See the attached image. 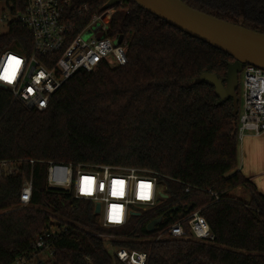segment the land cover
<instances>
[{"label":"trees","instance_id":"obj_1","mask_svg":"<svg viewBox=\"0 0 264 264\" xmlns=\"http://www.w3.org/2000/svg\"><path fill=\"white\" fill-rule=\"evenodd\" d=\"M110 0H74L103 12ZM109 36L128 44L125 65L80 71L53 96L47 110H30L0 86V162L18 173L0 180V264L36 258L35 239L60 228L53 256L38 264H116L114 248L145 252L149 264H264V195L239 169L233 100L221 103L215 88L197 84L206 73L227 82L234 59L139 8L119 0ZM223 21L264 34L259 0H181ZM14 19L24 0H0ZM33 38L20 23L0 34V55L30 53ZM34 161V164H31ZM50 163L111 165L148 170L168 196L124 228L103 227L91 201L51 188ZM33 177L31 204L22 207L24 178ZM189 189V192H187ZM245 196L234 195V190ZM217 194L215 201L211 194ZM193 204L213 242L159 240ZM174 208H178L174 211ZM163 221L151 233L149 225ZM41 262V260H39Z\"/></svg>","mask_w":264,"mask_h":264},{"label":"built area","instance_id":"obj_2","mask_svg":"<svg viewBox=\"0 0 264 264\" xmlns=\"http://www.w3.org/2000/svg\"><path fill=\"white\" fill-rule=\"evenodd\" d=\"M120 3V1H119ZM115 8V7H114ZM90 15L89 6H76L74 0H24V13L10 23H20L33 38L30 53L7 50L0 55V86L11 91L15 101L30 110L48 109L53 96L80 71L95 72L102 64L125 65L128 44L109 36L113 9ZM8 16L3 15L2 21ZM244 107L240 116L238 140L250 134L264 135V70L245 66L242 72ZM31 161V164H34ZM18 173L16 164L0 162V180ZM47 182L51 188L71 192L76 199L100 205L97 215L106 228H124L133 217L157 206L164 190L158 177L148 170L111 165L78 166L50 163ZM189 192V189H187ZM33 195V177L24 178L20 204L27 207ZM219 201L217 194H211ZM181 215H183L181 217ZM213 242L214 234L200 210L181 208L180 220L162 234L160 240L188 239ZM55 231H45L35 239L36 258H19L14 264H38L41 253L53 256ZM116 264H149L145 252L116 249Z\"/></svg>","mask_w":264,"mask_h":264},{"label":"water","instance_id":"obj_3","mask_svg":"<svg viewBox=\"0 0 264 264\" xmlns=\"http://www.w3.org/2000/svg\"><path fill=\"white\" fill-rule=\"evenodd\" d=\"M134 2L139 8L170 26L234 59V62L229 65L226 83L210 73L200 76L196 83H207L215 88V94L220 98L221 103L232 99L233 115L238 116L240 112L239 75L245 66H254L264 70V34L200 12L181 0H134ZM118 4L119 0H110L104 10L112 9ZM122 40L123 36H119L116 44H121ZM2 88L7 89L5 86ZM161 197L168 198L166 194H162ZM192 209L193 204H190L188 211ZM177 210L178 208H174V211ZM99 212L100 205L97 204L95 213ZM162 221V217L153 221L148 227L149 231L154 233Z\"/></svg>","mask_w":264,"mask_h":264},{"label":"rangeland","instance_id":"obj_4","mask_svg":"<svg viewBox=\"0 0 264 264\" xmlns=\"http://www.w3.org/2000/svg\"><path fill=\"white\" fill-rule=\"evenodd\" d=\"M6 14L8 16L7 21H2L3 15ZM14 19V16L11 14L10 9L2 3L0 4V34H5L9 31V23ZM243 75H239V89H238V97H239V108L240 115L243 111L244 107V86H243ZM249 135V134H248ZM241 145V142H239ZM244 145V153L242 159L239 158V165L241 167V163L244 164L246 173L250 176L254 177L253 181L258 188V190L264 195V138L259 139H250L247 137L244 138L242 142V146ZM242 160V161H241ZM241 167V169L243 168ZM247 174V176H248ZM234 195L243 197L245 196V191L241 189L234 190ZM95 208V204H93ZM54 231H60V228L55 227ZM120 240L119 238L112 237H104L105 247L110 254H114L116 252V248L113 247L112 241ZM49 258V252H44L40 254L39 259L41 261H46ZM35 264V263H33Z\"/></svg>","mask_w":264,"mask_h":264},{"label":"crops","instance_id":"obj_5","mask_svg":"<svg viewBox=\"0 0 264 264\" xmlns=\"http://www.w3.org/2000/svg\"><path fill=\"white\" fill-rule=\"evenodd\" d=\"M247 137H249L250 139H252V138H253V139H255V138L262 139V138H264V135L261 136V137H255V136L249 134V135H247V136L245 137V139H246ZM243 141H244V140H243ZM243 141H242V142H243ZM242 142H241V145H240V143H239V147H238V160H239V158L242 159V157H243V153H244V145L242 146ZM241 161H242V160H241ZM243 166H244V164L241 163V167H243ZM241 167H240V165H239V169H240V171L244 174V176H246V177L252 179V181H253L254 177H252V176H250L248 173H246L245 167H243L242 169H241ZM247 174H248V176H247ZM253 182H254V181H253Z\"/></svg>","mask_w":264,"mask_h":264},{"label":"flooded vegetation","instance_id":"obj_6","mask_svg":"<svg viewBox=\"0 0 264 264\" xmlns=\"http://www.w3.org/2000/svg\"><path fill=\"white\" fill-rule=\"evenodd\" d=\"M260 3H262L261 8H262V13L264 14V0H259Z\"/></svg>","mask_w":264,"mask_h":264}]
</instances>
